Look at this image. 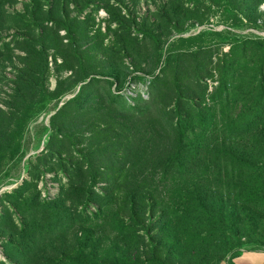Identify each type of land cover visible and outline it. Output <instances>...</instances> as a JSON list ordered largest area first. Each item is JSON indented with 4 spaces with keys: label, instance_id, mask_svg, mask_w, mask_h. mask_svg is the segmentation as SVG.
Masks as SVG:
<instances>
[{
    "label": "rangeland",
    "instance_id": "1",
    "mask_svg": "<svg viewBox=\"0 0 264 264\" xmlns=\"http://www.w3.org/2000/svg\"><path fill=\"white\" fill-rule=\"evenodd\" d=\"M238 159L264 163V0H0V264H264L252 231L213 259Z\"/></svg>",
    "mask_w": 264,
    "mask_h": 264
},
{
    "label": "trees",
    "instance_id": "2",
    "mask_svg": "<svg viewBox=\"0 0 264 264\" xmlns=\"http://www.w3.org/2000/svg\"><path fill=\"white\" fill-rule=\"evenodd\" d=\"M203 144L205 145L204 147L206 151L209 150L210 146H207V143L203 142V140L199 146L191 142L189 148L190 150H200L203 148ZM183 166H185V164H183ZM235 166L238 183L233 190V202L230 204H225L221 198L214 207L217 220L213 227L219 231L218 233H223L230 237L228 241L221 240L222 242H219V245L212 249V252H214L213 259L216 262H221L229 252L239 248L242 238L250 236L249 233L251 231V237H253V240L256 239L255 241L259 245H264V163L260 161L256 164H251L247 160L243 161L238 159L236 160ZM202 175L203 174L198 175L200 181ZM183 193L184 196L181 200V205L183 206L184 204V206H174L176 209H181V211L179 212L176 210L177 212L170 216V220L168 221L169 226H171L172 223L178 218H181L184 222L188 223L194 217H196L197 210L192 208L193 205H196V208L199 210L198 206L201 195L197 196L194 194L191 185H188L186 188H184ZM130 197L132 199L130 204L132 207H134V196L131 195ZM76 199L77 198H67V201L74 204L77 201ZM147 199L149 200L151 198L147 197ZM204 213L205 215L208 213L206 208ZM132 214L135 215L134 212ZM134 217H136V215ZM245 229H249L246 234ZM255 230L259 231L260 235L254 236L253 233ZM177 233L183 235L181 240H185L187 244L191 242L198 243V236H188L193 232L186 226L179 227ZM248 239L251 240L250 238ZM175 245L176 244L173 243L174 247ZM168 256H173V254L170 253ZM96 261L99 263L104 262L102 259H100V257L99 259L97 258ZM116 263L117 262L115 261L114 264ZM132 264L136 263L134 262Z\"/></svg>",
    "mask_w": 264,
    "mask_h": 264
}]
</instances>
